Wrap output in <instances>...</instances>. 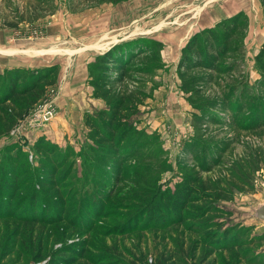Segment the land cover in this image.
<instances>
[{
    "label": "rangeland",
    "instance_id": "obj_1",
    "mask_svg": "<svg viewBox=\"0 0 264 264\" xmlns=\"http://www.w3.org/2000/svg\"><path fill=\"white\" fill-rule=\"evenodd\" d=\"M237 16L243 28L232 44L240 42L241 53L222 59L223 70L186 75L207 78L187 93L179 70L183 49L196 34ZM263 45L260 0H0V88L19 73L20 87L35 82L33 72L56 77L43 82L37 103H28L32 93L0 109V175L15 171L19 183L9 196L0 188V210L11 211L0 216V264H47L49 257L64 264L118 257L152 263L158 252L178 264L184 258L191 264L193 254L198 264L206 246L198 242L201 233L188 230V219L129 234L116 229L142 208L139 222L149 219L147 208L153 218L168 212L171 219L172 202L187 185L203 186L207 195L195 196L183 211L211 202L223 213L204 219L248 225L247 237L264 233L251 210L264 196V127L244 126L256 114L264 117V71L257 63ZM113 48L118 63L91 71ZM234 60L238 67L224 70ZM93 78L101 92L110 89L106 97L95 95ZM245 88L260 106L240 99ZM120 100L112 146L91 136V120L108 130L98 114ZM208 100L221 103L209 111L195 106ZM49 104L55 115L40 124L34 117ZM10 115L18 118L12 128ZM116 142L118 153L100 149ZM42 214L50 219L27 218ZM64 241L75 246L54 254ZM251 249L264 250V239ZM222 254H209L204 263Z\"/></svg>",
    "mask_w": 264,
    "mask_h": 264
},
{
    "label": "trees",
    "instance_id": "obj_2",
    "mask_svg": "<svg viewBox=\"0 0 264 264\" xmlns=\"http://www.w3.org/2000/svg\"><path fill=\"white\" fill-rule=\"evenodd\" d=\"M262 3V6L264 8V0H260ZM243 28V23L240 22V19L237 17L225 19L223 21H220L216 24L213 28H208L198 34H196L186 45V47L183 49V56L179 62V70L180 74L183 75L182 81H183V88L187 90L186 92H191V87L193 85L198 84L199 82H202L204 80H207L205 77H191L189 80H186V75L191 74L193 71L197 69L201 70H207V71H215L218 72L220 70H223L220 66V62L222 59L226 58L227 56L233 54V53H241V44L236 43V45L232 44V40L236 37V35L241 32ZM224 31V34L221 35L220 31ZM111 51H114V48L108 51L107 53L98 56L95 63H93L91 71L92 70H111L110 63H118L115 62V57L110 54ZM114 53V52H113ZM133 57V56H132ZM131 57V58H132ZM130 59V58H127ZM257 63L258 65L263 69L264 71V45L259 52L257 56ZM239 65V60H234L230 65L226 66L224 70L227 71H233L235 70ZM116 67V66H112ZM57 69V67H55ZM56 72V71H55ZM264 73V72H263ZM35 78V82L30 83H23L22 87L21 81L22 77H24L23 74L19 73L15 78H12L10 82L4 86L3 88H0V109L8 104V103H15L20 96H29V94H32V98L28 103H37L36 101L44 95V89L41 88V85L44 81H49L50 83H56V77L52 76L51 73H47L46 75H37V72L32 73ZM122 75V74H121ZM8 77H13V75L9 74ZM119 78V77H118ZM51 79V80H50ZM123 80V77L120 78V81ZM2 83V79L0 78V85ZM91 83L95 86V95L96 96H102L106 97L109 93V90H106L105 92H101V88H98L99 81L92 79ZM261 84L264 87V81H261ZM248 88H245L242 90L239 94L240 99L242 101L246 100L249 103V106L256 103L257 105H261V101L258 99L255 94H252L251 91L248 93ZM249 94V95H248ZM248 95V96H247ZM42 98V97H41ZM228 98V97H227ZM122 101H117L112 104V111L106 112H100L98 114L99 118H103L104 125L106 126V129H101L99 127V120L96 118L91 120V124L95 126V130L91 136H93L95 139L98 137H102L103 141L105 143H110L112 146L114 145L115 141V133L120 126V122L116 121L118 120L120 107L122 106ZM221 102L213 101L210 102L207 101V104L201 103L199 105H195L197 109L201 111H209L210 108H217L219 107ZM31 107V106H30ZM29 107V108H30ZM242 111L248 107V105L241 104L239 106ZM3 109V108H2ZM1 109V110H2ZM30 110V109H28ZM27 110V112H28ZM26 113V112H25ZM25 113L19 116H23ZM8 125L10 128H12L15 123L18 121V118L13 119L12 116H9ZM235 121H238V118H235ZM244 126L248 129H259L264 127V117L261 118L260 115L256 114L254 118H252L249 121L244 122ZM123 137V136H122ZM107 146L100 145V149L107 152V153H118V150L121 149V145L116 142V145L114 146V149H111ZM17 174V172H11V173H5L6 176L0 175V179L3 180V183L0 184L1 193L4 195H10L11 189L16 188L19 183L17 181L12 180L13 175ZM38 180L41 183H45L44 179L39 176ZM245 183L249 184V181L245 180ZM10 190V191H9ZM205 188L202 186H196V185H187L185 186L181 191H179L178 196L174 199L172 202V205L174 206L173 211V217L171 219H166V215L168 212L163 213L164 218L160 217H154V212L150 208H147L145 211L146 214H150L149 219L144 220L143 222H139V218L142 214V209H137L134 212L130 213L128 217L119 225L116 227V229H119L120 233H132V232H142L148 229L152 228H158V229H164L167 228L170 225L179 223L184 221L185 219L190 220V223L188 224V230L191 232L201 233V239L198 240L200 244H203L206 246V249L204 251V254L202 255L201 259L199 260L198 264H205V258L209 254H220L224 253L219 258H213L211 261H206V264H264V250H252L251 247L254 245V242H259L260 240L264 239V233L262 234H255L250 235L249 237L246 236L247 232L251 228L248 225H243L240 222L235 224H228L224 220H213L212 218L204 219L203 217L208 215V212H215L214 214L219 215L222 214V208L218 206H214L211 202L206 204V206L203 209L197 210L198 207H195L193 211H183L184 208H186L187 203L196 198L195 196H201L205 197L207 195ZM191 194H197V195H191ZM35 196V194L33 195ZM187 202V203H186ZM146 208V207H145ZM11 211L9 210H0V216H11ZM14 213H19V211H16ZM24 215L23 213H21ZM21 214L19 216H21ZM32 220H36L38 218H42L40 220H46L50 219L47 218L45 215L34 216L31 215L30 217ZM172 219H175V221H171ZM51 222V221H50ZM74 245L75 243L72 242L71 244H68V242H62L60 246L57 247L55 253H59V250L66 251L70 246ZM37 256H40V253H37ZM228 254V255H226ZM156 258L154 259V262L148 263L147 260H141L139 257H137L135 260H128L118 257L113 260V262H117L116 264H178L175 261V258L172 257V255L165 256L163 252H158V254H155ZM104 256H110V255H104ZM191 264H197L196 260L194 258V255H190ZM110 258V257H107ZM139 260V261H136ZM186 258L180 260V264H186L185 261ZM34 262H36L35 259H33ZM47 264H64L66 262L65 259L62 257H49ZM45 262V263H46ZM112 262V261H111ZM112 262V263H113ZM109 263V264H112Z\"/></svg>",
    "mask_w": 264,
    "mask_h": 264
},
{
    "label": "water",
    "instance_id": "obj_3",
    "mask_svg": "<svg viewBox=\"0 0 264 264\" xmlns=\"http://www.w3.org/2000/svg\"><path fill=\"white\" fill-rule=\"evenodd\" d=\"M252 216L260 223L264 224V196L251 205Z\"/></svg>",
    "mask_w": 264,
    "mask_h": 264
},
{
    "label": "built area",
    "instance_id": "obj_4",
    "mask_svg": "<svg viewBox=\"0 0 264 264\" xmlns=\"http://www.w3.org/2000/svg\"><path fill=\"white\" fill-rule=\"evenodd\" d=\"M55 115V108L53 104H49L42 111H40L34 118L40 120V124H44L53 118Z\"/></svg>",
    "mask_w": 264,
    "mask_h": 264
},
{
    "label": "crops",
    "instance_id": "obj_5",
    "mask_svg": "<svg viewBox=\"0 0 264 264\" xmlns=\"http://www.w3.org/2000/svg\"><path fill=\"white\" fill-rule=\"evenodd\" d=\"M261 198V197H260ZM260 198H258V199H260ZM254 218V217H253ZM255 219V218H254ZM256 220V219H255ZM258 222V221H257ZM260 223V222H259ZM260 224H263V223H260Z\"/></svg>",
    "mask_w": 264,
    "mask_h": 264
}]
</instances>
